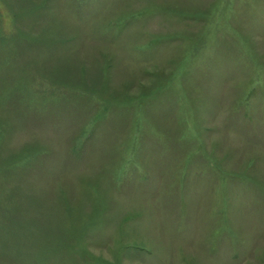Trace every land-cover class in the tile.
<instances>
[{
  "label": "rangeland",
  "instance_id": "rangeland-1",
  "mask_svg": "<svg viewBox=\"0 0 264 264\" xmlns=\"http://www.w3.org/2000/svg\"><path fill=\"white\" fill-rule=\"evenodd\" d=\"M0 264H264V0H0Z\"/></svg>",
  "mask_w": 264,
  "mask_h": 264
}]
</instances>
